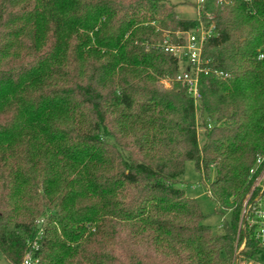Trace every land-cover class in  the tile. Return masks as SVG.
Wrapping results in <instances>:
<instances>
[{"label": "trees", "instance_id": "1", "mask_svg": "<svg viewBox=\"0 0 264 264\" xmlns=\"http://www.w3.org/2000/svg\"><path fill=\"white\" fill-rule=\"evenodd\" d=\"M214 24L195 113L161 44ZM264 0H0V254L22 264H231L254 157L264 152ZM206 119L210 121L207 128ZM192 161L212 232L177 186ZM208 179V178H207ZM42 219V233L31 243ZM239 238H243L240 231ZM246 247L258 249L246 232Z\"/></svg>", "mask_w": 264, "mask_h": 264}, {"label": "built area", "instance_id": "2", "mask_svg": "<svg viewBox=\"0 0 264 264\" xmlns=\"http://www.w3.org/2000/svg\"><path fill=\"white\" fill-rule=\"evenodd\" d=\"M205 0H195V13L199 16ZM177 42H174L170 36H166L161 47L171 53L180 65L178 73L172 77V81L178 83L185 89L187 96L191 99L194 113L196 131H202L205 128L202 125L200 114V81L202 76L213 74L217 78H227L228 73L215 69L210 66V60L203 56V47L205 42L215 35L213 23L199 25L188 31L175 32ZM264 58V41L258 49L257 59ZM207 128H210V121L206 119ZM247 180L249 188L245 198L242 201L239 229L246 232L254 239L258 251L247 262L241 264H264V152L258 153L248 169ZM209 194V190L207 188ZM42 222L38 221V230L35 239L31 243L32 250L36 249V239L41 236ZM240 231V230H239ZM246 237L243 238V248L245 247ZM242 248V249H243ZM32 252L24 255L22 264H34Z\"/></svg>", "mask_w": 264, "mask_h": 264}, {"label": "rangeland", "instance_id": "3", "mask_svg": "<svg viewBox=\"0 0 264 264\" xmlns=\"http://www.w3.org/2000/svg\"><path fill=\"white\" fill-rule=\"evenodd\" d=\"M174 6V10L176 15L180 18L191 19L195 18V0H164ZM157 84L161 89H172L174 87L175 82L172 81V77L169 74L163 75L158 77ZM202 130L199 129L197 132V142L199 148H201L204 138L202 135ZM213 173L209 172L208 177L206 179H201L199 173L195 170L194 164L192 161H186L184 164V172L183 175L179 178L177 182V186L181 187L185 194L189 197H193L199 206L201 212L204 215L203 223L208 225L212 232H219L222 230V221L228 220L229 213H225L224 215H219L214 213V204L210 199L207 188L208 184L212 180ZM208 178V179H207ZM240 219V217H239ZM242 232L243 236L245 234L241 229H239V223L237 227V236L235 240V248H234V255L231 264H241L248 261L249 258L253 257L254 254L251 256H245L244 252H250L251 248L245 247L243 248V238H239L238 234L240 231ZM247 238V237H246ZM243 248V249H242ZM0 264H10L4 257L0 254Z\"/></svg>", "mask_w": 264, "mask_h": 264}]
</instances>
